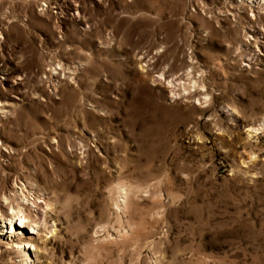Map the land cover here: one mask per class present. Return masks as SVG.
<instances>
[{
  "label": "rangeland",
  "instance_id": "obj_1",
  "mask_svg": "<svg viewBox=\"0 0 264 264\" xmlns=\"http://www.w3.org/2000/svg\"><path fill=\"white\" fill-rule=\"evenodd\" d=\"M0 264H264V0H0Z\"/></svg>",
  "mask_w": 264,
  "mask_h": 264
},
{
  "label": "bare ground",
  "instance_id": "obj_2",
  "mask_svg": "<svg viewBox=\"0 0 264 264\" xmlns=\"http://www.w3.org/2000/svg\"><path fill=\"white\" fill-rule=\"evenodd\" d=\"M260 1V0H259ZM24 195V194H23ZM28 205L25 204V203H18L16 208L13 209V212H16V214L11 217V220L15 217V218H18L19 220V225H17L18 228H26L27 227V224L31 222V224H36L37 222L35 220H33L30 215H27L28 211ZM29 214V213H28ZM16 226V225H15ZM34 225H31L30 228L31 229H34L33 227ZM11 229H13V224L11 223V226H10ZM31 234H34V233H31ZM17 243L20 244V245H24L26 244L27 247L26 248H30L33 247L36 249V252H37V258L38 260L41 261V259L43 258L41 255H40V247L39 246H35V244L31 241V240H26L25 238H19L17 236ZM15 248H18V247H15ZM25 251H23L24 253ZM38 263V262H36Z\"/></svg>",
  "mask_w": 264,
  "mask_h": 264
}]
</instances>
